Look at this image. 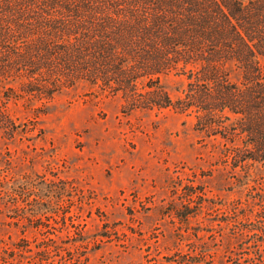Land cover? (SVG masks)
I'll list each match as a JSON object with an SVG mask.
<instances>
[{
  "label": "rangeland",
  "instance_id": "1",
  "mask_svg": "<svg viewBox=\"0 0 264 264\" xmlns=\"http://www.w3.org/2000/svg\"><path fill=\"white\" fill-rule=\"evenodd\" d=\"M161 84L172 106L134 111L81 80L51 97L6 87L0 264H264V164L222 161L232 143L250 157V137L207 135L206 114L176 104L185 76Z\"/></svg>",
  "mask_w": 264,
  "mask_h": 264
},
{
  "label": "trees",
  "instance_id": "2",
  "mask_svg": "<svg viewBox=\"0 0 264 264\" xmlns=\"http://www.w3.org/2000/svg\"><path fill=\"white\" fill-rule=\"evenodd\" d=\"M262 61L264 0H0V104L12 83L51 97L81 80L119 94L129 111L161 109L173 104L161 78L174 73L188 81L176 104L206 114L207 135L232 143L236 127L250 137V157L226 148L233 167L264 164ZM228 64L243 65L244 83Z\"/></svg>",
  "mask_w": 264,
  "mask_h": 264
}]
</instances>
